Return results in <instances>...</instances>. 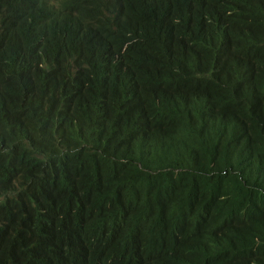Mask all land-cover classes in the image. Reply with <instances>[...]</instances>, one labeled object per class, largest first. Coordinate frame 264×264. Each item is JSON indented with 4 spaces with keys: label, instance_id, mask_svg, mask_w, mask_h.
I'll list each match as a JSON object with an SVG mask.
<instances>
[{
    "label": "trees",
    "instance_id": "obj_1",
    "mask_svg": "<svg viewBox=\"0 0 264 264\" xmlns=\"http://www.w3.org/2000/svg\"><path fill=\"white\" fill-rule=\"evenodd\" d=\"M0 250L264 264V0H0Z\"/></svg>",
    "mask_w": 264,
    "mask_h": 264
},
{
    "label": "rangeland",
    "instance_id": "obj_2",
    "mask_svg": "<svg viewBox=\"0 0 264 264\" xmlns=\"http://www.w3.org/2000/svg\"><path fill=\"white\" fill-rule=\"evenodd\" d=\"M80 246V245H79ZM88 250L87 248L85 247L84 249H82V253H86ZM4 256V251L3 250H0V261L2 260V257Z\"/></svg>",
    "mask_w": 264,
    "mask_h": 264
},
{
    "label": "clouds",
    "instance_id": "obj_3",
    "mask_svg": "<svg viewBox=\"0 0 264 264\" xmlns=\"http://www.w3.org/2000/svg\"><path fill=\"white\" fill-rule=\"evenodd\" d=\"M5 252H4V256L2 257V260L0 261V264H5Z\"/></svg>",
    "mask_w": 264,
    "mask_h": 264
}]
</instances>
